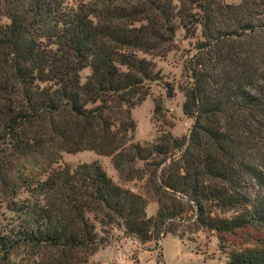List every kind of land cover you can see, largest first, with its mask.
Returning <instances> with one entry per match:
<instances>
[{
    "label": "trees",
    "instance_id": "16d2710c",
    "mask_svg": "<svg viewBox=\"0 0 264 264\" xmlns=\"http://www.w3.org/2000/svg\"><path fill=\"white\" fill-rule=\"evenodd\" d=\"M177 29L193 40L181 86L192 124L186 140L140 145L131 141L130 109L159 74L137 51L165 55ZM173 149L181 171L165 164L156 178L171 203L151 217L146 200L96 162L51 166L62 152L91 150L118 170L138 159L156 172ZM8 154L40 158L44 178L27 184L32 200L5 196ZM0 185L1 215L8 213L0 264H10L18 244L88 249L97 237L87 212L146 239L181 210L173 202L180 194L201 225L253 230L229 264H264V0H0ZM214 209L229 215L213 217Z\"/></svg>",
    "mask_w": 264,
    "mask_h": 264
},
{
    "label": "rangeland",
    "instance_id": "374dc122",
    "mask_svg": "<svg viewBox=\"0 0 264 264\" xmlns=\"http://www.w3.org/2000/svg\"><path fill=\"white\" fill-rule=\"evenodd\" d=\"M240 0H224L227 3H238ZM5 20V19H4ZM176 40L172 49L165 55L137 51V55L150 60L154 71L159 74V80L152 82L146 97L130 109V117L134 121L132 142L140 145L162 143L163 139L173 137L186 140L192 119L182 112L184 101L181 86L186 77L182 70L184 60L192 50V39L182 38V30L175 32ZM82 70L81 76L87 74ZM171 92L165 91V87ZM156 102L159 109L154 111ZM170 144V141L166 143ZM178 151L173 149L168 153L170 157L157 168L156 172L149 161L136 159L130 165H124L120 170L112 164L108 155L97 154L91 150L74 153L62 152L53 168L68 167L69 171L80 163L96 162L100 165L111 181L122 188L138 193L146 200L145 216L151 217L161 203H171L164 191L159 188L156 179L160 168L170 165V172L179 173L182 164L176 162ZM4 171L7 173L10 184L5 186V196L12 195L14 200H32L30 189L35 182L44 178V169L40 158L27 156L15 157L6 155L3 159ZM156 174V177H155ZM2 186L0 185V189ZM176 209L168 225L156 230L150 228L148 238L141 240L133 234L127 233L119 219L106 217L100 212H87L86 216L93 225L96 233V243L88 249H77L61 252L47 245L18 244L8 255L10 264H229V254L234 248L248 246L249 234L253 230L236 231V233H220L213 228L201 225L196 221L194 202L189 200L188 194L173 196ZM2 198H0L1 200ZM58 207H64V204ZM0 227L6 222V216L1 215ZM95 214V217L93 216ZM229 213L214 209L211 216L224 217ZM102 217L98 222L94 218ZM1 263V261H0Z\"/></svg>",
    "mask_w": 264,
    "mask_h": 264
}]
</instances>
